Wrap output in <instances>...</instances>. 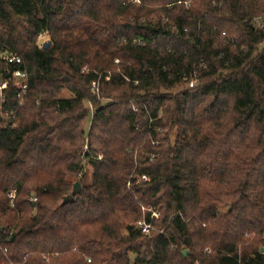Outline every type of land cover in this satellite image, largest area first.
<instances>
[{
	"label": "trees",
	"instance_id": "obj_1",
	"mask_svg": "<svg viewBox=\"0 0 264 264\" xmlns=\"http://www.w3.org/2000/svg\"><path fill=\"white\" fill-rule=\"evenodd\" d=\"M259 20L264 0H0V71L29 73L0 102V264H264Z\"/></svg>",
	"mask_w": 264,
	"mask_h": 264
},
{
	"label": "built area",
	"instance_id": "obj_2",
	"mask_svg": "<svg viewBox=\"0 0 264 264\" xmlns=\"http://www.w3.org/2000/svg\"><path fill=\"white\" fill-rule=\"evenodd\" d=\"M134 1H140V0H134ZM258 25L262 27L264 24L262 21H258ZM2 59H4L6 62L10 64H23V57L15 52H2L1 53ZM196 80H192L190 82V86H194ZM99 83L100 78L93 82L92 84V90L95 93L99 92ZM10 85H14L17 89V95L21 99V103L23 101V97L27 94L29 89V73L28 70L25 67H9L6 70L0 71V102H4L6 100V91L9 88ZM134 109L136 110V107L134 106ZM144 179H147V176H143ZM9 196L12 199V203L15 197V191L12 190L9 193ZM35 199V198H34ZM150 210V208H149ZM160 215L159 212H153L152 217L158 218ZM134 227L138 228L143 234L150 236L153 233H158L159 231H162L161 229H158V227L155 225L152 219H148L147 217H142L139 219L135 224ZM1 249L5 254H7V248L2 247L0 245ZM15 264V263H12Z\"/></svg>",
	"mask_w": 264,
	"mask_h": 264
},
{
	"label": "water",
	"instance_id": "obj_3",
	"mask_svg": "<svg viewBox=\"0 0 264 264\" xmlns=\"http://www.w3.org/2000/svg\"><path fill=\"white\" fill-rule=\"evenodd\" d=\"M50 44H51V40H47V41L44 42L43 47H44V48H47ZM80 189H81V183H80L79 181H77V182L75 183V190L77 191V190H80ZM72 198H73V194H68V195L65 197V202H69ZM133 226H134V225H133ZM262 250H264V247L262 248ZM188 253H189V250H188V249L184 250V252H183V254H184L185 256H187Z\"/></svg>",
	"mask_w": 264,
	"mask_h": 264
},
{
	"label": "rangeland",
	"instance_id": "obj_4",
	"mask_svg": "<svg viewBox=\"0 0 264 264\" xmlns=\"http://www.w3.org/2000/svg\"><path fill=\"white\" fill-rule=\"evenodd\" d=\"M47 40H50V38H49L48 35H44V36H42V37L40 38V42H42V43H44V42L47 41ZM98 93H99V92H98ZM89 107H90V109L93 110V107H92V106L89 105ZM87 171H88V173H89V179H91V175H92V167H91L90 165L87 166ZM143 210H145L144 207H143Z\"/></svg>",
	"mask_w": 264,
	"mask_h": 264
}]
</instances>
